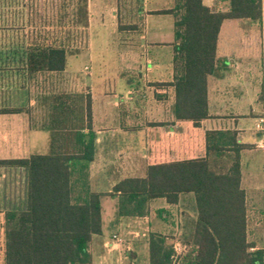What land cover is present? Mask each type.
I'll return each instance as SVG.
<instances>
[{"label": "trees", "instance_id": "obj_1", "mask_svg": "<svg viewBox=\"0 0 264 264\" xmlns=\"http://www.w3.org/2000/svg\"><path fill=\"white\" fill-rule=\"evenodd\" d=\"M66 1L44 2L41 12H49L51 7L53 13L55 4ZM223 1L228 5L226 12L212 11L202 0H173L171 9L153 13L174 19L173 79L169 84L173 88V115L176 121H190L195 128L209 118L207 80L215 69L221 24L226 20L260 22L264 32V0ZM36 16L37 11H31L30 19ZM45 19L43 36L33 27L35 23L30 24L34 37L24 44L14 69L27 82L36 75L61 74L66 69L67 51L60 38L63 16L48 13ZM10 55L0 66L10 67L14 57H19L14 50ZM45 101L48 115L42 126L49 133L48 152L0 160V167L27 172L26 207L6 214L4 264H90L89 243L102 233L103 196L117 197V219H134L147 216L153 200L176 205L179 195L185 194L193 195L196 218L189 251L178 264H264V249L250 252L254 246L247 242L240 153L250 147L238 143L234 132H206L204 157L149 165L142 177L122 179L103 195L91 190L88 178L89 164L94 160L89 96L79 97L76 105L58 95ZM25 112L28 109L0 105V115ZM225 156L230 159L226 171L212 169L211 157ZM167 240L159 234L149 235L148 264H172V245H167Z\"/></svg>", "mask_w": 264, "mask_h": 264}, {"label": "crops", "instance_id": "obj_2", "mask_svg": "<svg viewBox=\"0 0 264 264\" xmlns=\"http://www.w3.org/2000/svg\"><path fill=\"white\" fill-rule=\"evenodd\" d=\"M202 3L215 12L228 11L227 2L223 0H202ZM114 13L115 10L111 11L112 15ZM159 22L161 21L147 20L140 37L141 44L166 49L170 55L166 72L159 69V65L156 69L147 66V76L153 82L149 87L153 101L148 114L141 108L135 109L133 122L129 121L132 124H127L124 108L125 104L127 108L132 106L131 102H127L131 100V91L126 90L123 93L122 101L115 97L113 104L109 98L114 95V91L119 90L120 85L113 86L112 90L91 89L88 92L91 101L90 132L94 145V160L89 164L88 178L90 188L95 193L107 195L120 180L142 177L149 165L204 157L205 133L209 131L234 132L240 144H252L250 139L256 134L264 138L255 129L258 120L264 117L263 24L249 20H226L221 24L216 45L215 69L207 80L209 118L195 128L190 121H176L174 118L173 88L169 86L173 79L171 45L174 42V19L165 20L166 26ZM130 30L135 32L137 27ZM30 107L31 104L22 108ZM259 111H262L260 117ZM29 112L28 110L27 113L17 115H0V160L25 159L31 155H44L48 152V132L42 125L33 129L29 117L23 115L29 116ZM84 133L88 134V130ZM85 138L88 139L89 136L86 135ZM131 142H134L132 147L129 145ZM118 143H122L121 146ZM248 151L243 150L240 153L241 187L242 158ZM255 151L262 152L264 158L262 144L254 147ZM127 158L131 159V164L124 167V160ZM26 198V170L0 167V222L3 228L6 214L23 211ZM102 199L117 201V197L103 196L101 201ZM185 201L191 203V206L194 205L193 195H179L176 205H169L164 199L153 200L149 205L148 215L143 218H118L113 225L123 230V236L114 232L107 234L102 217V233L93 236L89 243L90 264H128L129 261L137 260L138 251L143 252L146 261L144 264H148V237L159 229L158 224L151 226L152 208L157 206L172 210L184 206ZM111 210L114 220L116 209L113 207ZM194 216L196 218V213ZM139 222H146L148 225L146 233L139 234L138 231L126 229L129 224ZM112 235L120 238L118 244H110Z\"/></svg>", "mask_w": 264, "mask_h": 264}, {"label": "rangeland", "instance_id": "obj_3", "mask_svg": "<svg viewBox=\"0 0 264 264\" xmlns=\"http://www.w3.org/2000/svg\"><path fill=\"white\" fill-rule=\"evenodd\" d=\"M47 1L51 0H0V59L3 60L0 63L10 58V51L19 53V57H14V64L9 65L10 67H6V64L0 66V105L21 108L31 104L28 109L29 116L23 115L29 117L33 129H38L47 121L45 98L48 96L65 97L69 105H76L78 98L87 96L91 89L105 91L104 88L112 90L113 86L120 85L119 90L114 91V95L109 98L113 104L115 97L122 101L123 93L126 90L131 91V100L127 102H131L132 106L127 108L125 104L124 108L127 124H132L135 109L141 108L148 114L153 101L149 87L153 82L147 76V66L156 69L159 65V69L166 72L170 55L166 49L141 44V30L147 20L161 21L159 23L165 26V20H173L172 17L171 19L153 14L156 11L171 9L174 6L172 0H67L63 5L55 4L53 13L50 11L51 7L49 12H41L42 3ZM34 10L37 11V16L31 20L30 13L33 11L34 14ZM114 10L112 15L111 11ZM48 13L52 16H63L60 38L67 51L66 69L61 74L36 75L27 82L19 71L14 70L18 67L16 62L20 53H23L24 44L34 37V29L30 24L35 23L33 27L38 35L44 33V27L47 26L45 17ZM41 14L43 17L40 18ZM123 27H137V30H121ZM114 112L117 114L112 111ZM261 113L262 111H259L257 115L260 117ZM250 143L252 144H245L250 148L242 158V189L246 195L247 242L254 246L250 250L253 252L256 249H264V158L262 152H254L257 145L264 146V138L256 134L250 139ZM129 145L134 146V142ZM229 160L228 156L221 159L211 157L210 165L215 171L225 172ZM129 164L131 159L124 160V167ZM185 202L184 206L172 210L153 207L150 223L151 226L159 225L155 234L167 237V245L180 242L187 246L188 252L195 209L194 205ZM116 204L117 201L113 199H102L103 223L107 234L114 232L123 236V230L113 225L117 218L114 216L113 220L111 208L116 209ZM147 226L146 222H139L129 224L126 229L142 234L147 232ZM4 242V228L0 222V264H3ZM144 262L146 261L143 252L138 251L137 260L129 261L128 264Z\"/></svg>", "mask_w": 264, "mask_h": 264}, {"label": "built area", "instance_id": "obj_4", "mask_svg": "<svg viewBox=\"0 0 264 264\" xmlns=\"http://www.w3.org/2000/svg\"><path fill=\"white\" fill-rule=\"evenodd\" d=\"M256 131L260 132L262 136L264 137V117H261L256 126ZM120 242V238L117 235H112L111 237V245L118 244ZM109 244V243H108ZM173 254L171 256L172 264H178L179 259L181 256H183L187 251V246L181 244L180 242H176L172 245Z\"/></svg>", "mask_w": 264, "mask_h": 264}]
</instances>
